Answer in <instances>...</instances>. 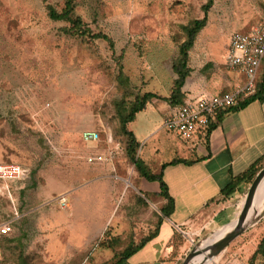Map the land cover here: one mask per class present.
<instances>
[{
  "label": "rangeland",
  "instance_id": "1",
  "mask_svg": "<svg viewBox=\"0 0 264 264\" xmlns=\"http://www.w3.org/2000/svg\"><path fill=\"white\" fill-rule=\"evenodd\" d=\"M207 1L74 0V17L107 35L111 48L102 39L64 33L70 23L53 21L48 7L61 12L65 0H0V164L28 171L21 181L0 182V223L14 221L5 245L8 264H115L157 226L161 207L151 201L160 183L142 179L128 158L118 104L148 92L171 95L177 78L172 64L187 39L186 27L205 16ZM259 22L264 0H213L207 26L190 51L188 99L196 98L197 89L210 96L229 89L230 41ZM120 56L125 85L118 80ZM263 75L264 63L257 82ZM177 110L154 100L130 124L141 143L138 156L154 173L179 151L182 141L164 126ZM87 130L101 133L102 142L85 143ZM100 150L112 151V164L86 162ZM248 191L241 190L236 220ZM220 229L192 240L190 252L210 244L206 239ZM263 238L264 212L209 264H263L261 258L251 263Z\"/></svg>",
  "mask_w": 264,
  "mask_h": 264
},
{
  "label": "crops",
  "instance_id": "2",
  "mask_svg": "<svg viewBox=\"0 0 264 264\" xmlns=\"http://www.w3.org/2000/svg\"><path fill=\"white\" fill-rule=\"evenodd\" d=\"M240 82L234 75L227 80L229 89H221L213 96L231 91ZM194 92L195 99L213 97L204 89ZM178 139L182 142L178 143L179 151L172 161L179 159L187 163L168 165L163 169L170 161L162 164L160 172L151 170L153 174L163 172L168 193L174 199V211L168 218L160 209L155 217L157 226L153 225L142 239L157 227L158 234L122 264H182L192 248V240L222 229L237 219L241 190L244 186L249 190L251 185L242 183L239 190L228 198L223 190L254 165L264 163V100H255L242 109L227 113L210 134L199 133L191 140ZM108 141L112 139L107 137ZM112 163L113 160H108L90 165ZM261 190L262 186L255 193L256 205ZM151 202L161 208L164 206L167 200L161 196V189L155 191ZM5 264H8L6 260Z\"/></svg>",
  "mask_w": 264,
  "mask_h": 264
},
{
  "label": "trees",
  "instance_id": "3",
  "mask_svg": "<svg viewBox=\"0 0 264 264\" xmlns=\"http://www.w3.org/2000/svg\"><path fill=\"white\" fill-rule=\"evenodd\" d=\"M213 6V0H208L203 7L205 16L202 19L195 20L189 26L186 27L187 39L180 46L179 56L173 62L172 69L177 78L173 83L171 90V95L169 97H163L155 93H145L143 95H138L133 101L129 104L123 100L118 104V115H119V132L120 135L124 137L125 150L128 158L134 164L137 172L142 178H145L149 181H158L160 183L161 196L164 197L167 202L161 208V212L164 217H170L174 211L175 203L174 199L168 193V186L163 179V172L159 174H153L151 169L143 162V160L138 156V149L141 146V143L138 141L135 133L130 130L129 125L136 121L137 116L146 111L149 105L154 100L167 101L171 106L181 107L187 103L189 100L186 93L184 92V87L188 78L191 76L192 69L190 67V51L194 48L195 42L199 33L207 26L208 23V12ZM75 4L74 0H65V6L61 12H58L53 7H48L49 17L55 22H68L70 23L69 27H66L63 31L65 34L70 36H77L83 39L96 40L102 39L107 41L111 48H114V42L103 33H93V31L84 23L80 17H74ZM122 56L118 57L119 62V74L118 80L121 85L128 84V80L125 77L123 72V67L121 65ZM255 100H264V75L263 79L257 83V93L255 96L240 100L236 106L230 107L226 110L219 111L216 114V117L211 121L207 131L201 134H210L223 120L224 116L234 110H239L246 107L249 103ZM181 162H186L182 160H174L170 163H167L163 166V169L168 165L178 164ZM187 163V162H186ZM264 168V163L260 166L254 165L251 167L244 175L234 179L231 184H229L224 190L223 194L225 197H230L235 194L242 183H247L251 185L255 180L258 173ZM162 169V170H163ZM14 224L13 220H9ZM8 222V221H7ZM4 223V222H2ZM0 223V224H2ZM159 230L158 227L154 231H151L148 236L143 238L139 243L129 245L125 251L122 253L121 258L115 264H122L125 260L130 258L133 254L141 250L148 242H150L157 234ZM9 236H0V247L3 250L5 256V245L8 241ZM257 258H261L264 264V238L258 245L256 251L251 257V263ZM5 259V258H4Z\"/></svg>",
  "mask_w": 264,
  "mask_h": 264
},
{
  "label": "built area",
  "instance_id": "4",
  "mask_svg": "<svg viewBox=\"0 0 264 264\" xmlns=\"http://www.w3.org/2000/svg\"><path fill=\"white\" fill-rule=\"evenodd\" d=\"M226 67L241 82L231 91L213 97L188 100L178 108L176 114L167 119L165 128L176 132L184 140L204 133L219 111L236 106L240 100L249 99L257 93V76L264 63V22H259L245 33L235 34L226 51ZM85 143H101V133L95 130L83 132ZM113 160L112 151L107 154L96 152L86 157L88 164ZM28 171L12 163L0 164V182L9 183L25 179ZM63 207L68 206L62 199ZM13 232L12 222L0 224V236H9ZM0 264H5L3 250L0 247Z\"/></svg>",
  "mask_w": 264,
  "mask_h": 264
},
{
  "label": "water",
  "instance_id": "5",
  "mask_svg": "<svg viewBox=\"0 0 264 264\" xmlns=\"http://www.w3.org/2000/svg\"><path fill=\"white\" fill-rule=\"evenodd\" d=\"M263 177H264V168L258 173L255 180L251 184L249 191H248V194H247V197H246V200L244 202L241 214H240L238 220H236L237 222L234 221L233 223L230 224V225H232L234 223H238L237 227L231 233H229L226 237H224L222 240L216 241L215 243L208 244L205 247V249H203L204 251L211 249L214 252H216L217 255L220 254L225 248L228 247V245L230 243H232L236 238H238L247 229H249V227H251L257 223V219L260 217V215L257 216L253 221H250V222H246V217H247L246 215L248 213L249 208L253 204L255 193H256L257 188H258L260 182L262 181ZM214 235L210 236L206 240H212ZM200 252H201V247H197V248L193 249L189 253V255L186 257L185 261L182 264H190V262Z\"/></svg>",
  "mask_w": 264,
  "mask_h": 264
},
{
  "label": "bare ground",
  "instance_id": "6",
  "mask_svg": "<svg viewBox=\"0 0 264 264\" xmlns=\"http://www.w3.org/2000/svg\"><path fill=\"white\" fill-rule=\"evenodd\" d=\"M260 186H262V190L260 191V196L263 199L261 201H258L256 208H251L249 210V212L246 215L247 216L246 222L253 221L257 216L261 215V213L264 212V177H263L262 181L260 182L258 188ZM254 201H255V196H254L253 203H254ZM237 224L238 223H234L232 225H228V226L220 229L217 233H215V235L213 236V239L210 240V242L215 243L216 241L222 240L224 237H226L229 233H231L237 227ZM204 242L202 245H204ZM205 247H201V251L203 250V248L205 249ZM218 255L216 254V252H214L211 249L209 251H203L201 256L199 258H194L190 262V264H209V263L215 261V259L217 258Z\"/></svg>",
  "mask_w": 264,
  "mask_h": 264
}]
</instances>
